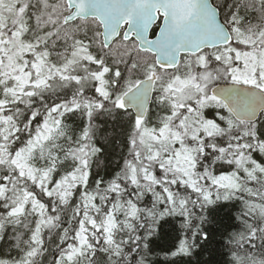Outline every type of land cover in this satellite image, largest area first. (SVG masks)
I'll use <instances>...</instances> for the list:
<instances>
[{"label": "snow or ice", "instance_id": "1", "mask_svg": "<svg viewBox=\"0 0 264 264\" xmlns=\"http://www.w3.org/2000/svg\"><path fill=\"white\" fill-rule=\"evenodd\" d=\"M0 264H264V0H0Z\"/></svg>", "mask_w": 264, "mask_h": 264}, {"label": "trees", "instance_id": "2", "mask_svg": "<svg viewBox=\"0 0 264 264\" xmlns=\"http://www.w3.org/2000/svg\"><path fill=\"white\" fill-rule=\"evenodd\" d=\"M163 223V222H162ZM170 230V225H165V231H169ZM166 241L165 240H161L160 243L164 244ZM205 259H207V254H205Z\"/></svg>", "mask_w": 264, "mask_h": 264}]
</instances>
